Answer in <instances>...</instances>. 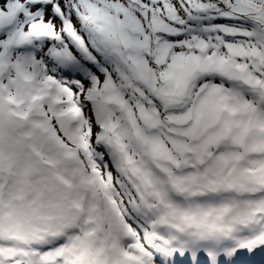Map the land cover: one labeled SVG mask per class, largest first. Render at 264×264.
<instances>
[{"label":"snow or ice","instance_id":"1","mask_svg":"<svg viewBox=\"0 0 264 264\" xmlns=\"http://www.w3.org/2000/svg\"><path fill=\"white\" fill-rule=\"evenodd\" d=\"M0 264H264V0H0Z\"/></svg>","mask_w":264,"mask_h":264}]
</instances>
